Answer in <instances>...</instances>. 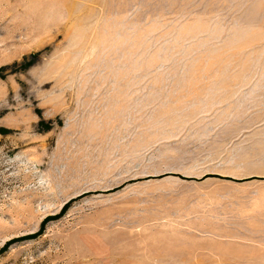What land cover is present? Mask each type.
Masks as SVG:
<instances>
[{
  "label": "rangeland",
  "instance_id": "374dc122",
  "mask_svg": "<svg viewBox=\"0 0 264 264\" xmlns=\"http://www.w3.org/2000/svg\"><path fill=\"white\" fill-rule=\"evenodd\" d=\"M0 264H264V0H0Z\"/></svg>",
  "mask_w": 264,
  "mask_h": 264
},
{
  "label": "trees",
  "instance_id": "16d2710c",
  "mask_svg": "<svg viewBox=\"0 0 264 264\" xmlns=\"http://www.w3.org/2000/svg\"><path fill=\"white\" fill-rule=\"evenodd\" d=\"M41 231H42V228H40V229L37 231V233H34L33 235H35V234H36V235H37V234H40ZM6 245H7V244L5 243V246H3V247H6ZM2 250H3V249H2Z\"/></svg>",
  "mask_w": 264,
  "mask_h": 264
}]
</instances>
